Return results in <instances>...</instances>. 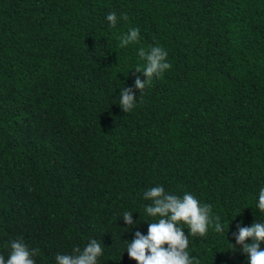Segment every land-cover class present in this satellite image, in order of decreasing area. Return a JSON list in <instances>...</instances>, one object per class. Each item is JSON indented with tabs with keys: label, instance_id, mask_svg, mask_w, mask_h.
<instances>
[{
	"label": "trees",
	"instance_id": "16d2710c",
	"mask_svg": "<svg viewBox=\"0 0 264 264\" xmlns=\"http://www.w3.org/2000/svg\"><path fill=\"white\" fill-rule=\"evenodd\" d=\"M153 46L172 67L136 91ZM156 186L220 217L204 236L178 225L193 264H248L235 234L264 223V0H0V256L19 240L57 264L96 239L97 264H136Z\"/></svg>",
	"mask_w": 264,
	"mask_h": 264
},
{
	"label": "clouds",
	"instance_id": "9594fccd",
	"mask_svg": "<svg viewBox=\"0 0 264 264\" xmlns=\"http://www.w3.org/2000/svg\"><path fill=\"white\" fill-rule=\"evenodd\" d=\"M106 19L110 27H115L117 23L115 12L110 13ZM139 32L138 28L129 29L119 38L120 47L124 48L137 42ZM138 56L145 63L142 67L138 66L135 72L140 73L144 79L141 81L138 75L134 81V89L142 92L154 76L161 75L172 65L167 62L168 53L161 46H153L148 51L140 48ZM118 100L122 111L128 112L134 107L136 93L133 88L123 87ZM143 195L145 200L152 201V204L145 208V212L150 217L158 219L147 222L146 236L136 231L134 239L127 243L128 257L136 261V264H193L195 258H190L186 251L188 236L185 235L183 228L178 227L181 223L187 225L188 235L191 233L193 236H204L210 224L217 233L224 231L220 217L212 216L211 206L201 205L191 194L185 193L182 197L166 194L162 186H156L145 191ZM257 207L260 212H264V188L259 191ZM132 215L131 212L124 213L122 219L125 225L133 226ZM237 228L236 244L242 245V252L248 257V264H264V249L260 247L261 242H264V223L256 221L251 227L237 225ZM248 239L252 241L250 244L245 243ZM102 248L101 242L91 239L82 251L76 247L71 255H57L56 261L57 264H97V258L102 255ZM37 253L38 249L30 251L21 241H13L10 255L6 261L0 256V264H35L32 257Z\"/></svg>",
	"mask_w": 264,
	"mask_h": 264
}]
</instances>
